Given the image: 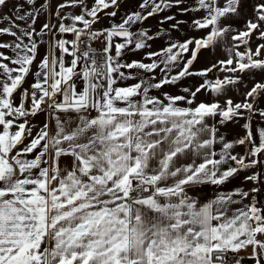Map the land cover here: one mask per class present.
<instances>
[{
  "label": "snow or ice",
  "instance_id": "snow-or-ice-1",
  "mask_svg": "<svg viewBox=\"0 0 264 264\" xmlns=\"http://www.w3.org/2000/svg\"><path fill=\"white\" fill-rule=\"evenodd\" d=\"M8 3L0 0V9ZM120 6L64 0L54 13L58 27L45 22L39 30L46 2L22 0L12 15H0V36L13 37L0 41L11 51H0V264H264V127L253 130L255 116L264 121V83L241 102H196L201 91L220 97L241 82L206 79L218 66L264 71V43L249 46L253 37L264 41V0H141L119 23L94 29ZM76 7L80 14L61 15ZM173 7L202 12L191 26L205 35L170 40L145 53L149 63H122L125 52L150 48L164 32L133 27ZM183 23L175 15L159 21L173 31ZM50 32L37 61L36 38ZM225 38L228 59L194 71L201 50ZM157 69L158 80L136 72ZM189 77L204 79L182 94H152ZM128 80L136 83H122ZM40 114L46 118L33 134ZM241 119L245 135L227 140L220 129ZM242 172L250 188L222 190ZM200 185L215 186L214 198L201 202Z\"/></svg>",
  "mask_w": 264,
  "mask_h": 264
},
{
  "label": "crops",
  "instance_id": "crops-1",
  "mask_svg": "<svg viewBox=\"0 0 264 264\" xmlns=\"http://www.w3.org/2000/svg\"><path fill=\"white\" fill-rule=\"evenodd\" d=\"M52 1L53 0H39V2H41V3H44V2L48 3L49 7H48L47 11L43 12L42 15L40 16V18L38 19L37 24H36L37 30H39L40 26H42V24L45 22H50L51 24H54L58 27L60 21L56 19L54 13L56 11L57 5L59 3H63L64 0H55L54 11L51 10ZM19 2H22V0H9V3L5 7L0 9V15H12L14 6ZM86 2L88 4V7H91L93 4V0H86ZM140 2H141V0H121V6H120V9L118 11V15L116 17H109L106 14H101L99 22L94 25V29L105 28V27H109L111 24L119 23L121 21L122 17H124L126 13L138 10ZM192 3H194V2H192ZM192 3L189 2V0H186V4L188 6H192L191 5ZM80 11H81V9L79 7L68 8V9H64L62 11L61 15H67L69 13L72 15H78V14H80ZM107 11H112V9H108ZM166 15H175L177 20L184 21V23L180 25V28L178 31L170 30L169 24H164V25L159 24L160 19ZM201 15H203L202 12L201 13L181 14V13H179L177 8L173 7L171 9H168V10L156 15V16L150 17L148 20L144 21L142 24L135 25L132 29L133 31H138L140 28H146V29L150 28L151 29L150 34H155L162 27L164 29V32L162 33L161 37H159L153 41H149V44L151 45L150 48H146V49H143L140 51H127V52H125V54L123 55V57L121 59V62L126 63V62H131L132 60H142L145 63H149L150 61L147 59V57L145 55L146 52H148V51H159L161 48L166 47L167 43L170 40H172V41H183L187 38H190L189 32L190 31H197V30L192 28L191 21H192V19L198 18ZM64 22L66 24L70 23V21H68V20H65ZM3 26H6V23L0 22V27H3ZM55 38L56 39H62L63 38V39L71 40V39H73V36L71 34H59V33H57ZM36 39H37L38 44H39V55L37 57V61H38L48 51L49 42L53 39V35L50 32L47 35H44L42 37H37ZM12 40L13 39L11 38V36H8L6 40H3V42L11 43ZM92 47L96 48L97 50H100L103 47V42L102 41L94 42ZM57 54L59 55V53H57ZM65 59L67 61V60H70L71 57H66ZM161 67H163V65H161ZM35 69H36V64L34 63L33 70H35ZM177 70L178 69L174 68L172 70V73L174 74L175 71H177ZM136 72L139 75L144 76L145 79H150L151 75H155L156 79L158 80L163 75V73H161L159 71V69H157L154 74H144V73L140 72L139 70H136ZM203 79L204 78H201V77H189V78H186L185 80L181 81L178 87L169 85V86H166L165 88H163L162 90H153L152 94L153 95H159L161 91L170 92L172 94H182L181 88L199 85L200 83L203 82ZM27 81L28 82L24 84L25 88H28L30 83L33 82V76L30 75L27 78ZM122 83L123 84H134V83H136V81L135 80H128V81H125ZM227 90H226V93L220 97H217L214 93H210V91L209 92L201 91V93H199L197 96L196 102L197 103H199L201 101L213 102L214 100L219 99L220 102L223 103V101L227 98H232L234 100V102H238V99H236L232 96L233 94L231 93V89H229V92ZM17 97H18V94H17ZM18 102H19V99L17 98V103ZM262 108H264V107H262ZM45 118L46 117L44 114H40L31 120V123L34 126L33 127V134H35V131L39 127L42 126ZM244 123H245V121L243 119H241L237 122H234V123H229L226 126L222 127L220 129V132H221V134L225 135L226 139L229 141L238 139L239 137H241V128H243ZM256 126L264 127V121H261L260 117L253 118V128ZM217 150H219V145H217ZM240 150H241V146H237L234 149V153H239ZM246 174L247 173H244V172L240 173V175L237 178L233 179L231 182L222 186V190L228 191V190H231L235 187H243L245 190H247L248 188L251 187V185L243 183V176ZM217 191H218V189L215 186L200 185L199 190L196 193V195L201 202H207L208 200L214 198ZM247 202L248 201H245V203H247Z\"/></svg>",
  "mask_w": 264,
  "mask_h": 264
},
{
  "label": "rangeland",
  "instance_id": "rangeland-1",
  "mask_svg": "<svg viewBox=\"0 0 264 264\" xmlns=\"http://www.w3.org/2000/svg\"><path fill=\"white\" fill-rule=\"evenodd\" d=\"M189 2H194V0H189ZM55 0L52 1V7L51 10L54 11L55 9ZM193 4V3H192ZM191 4V5H192ZM68 9V8H65ZM190 37H195L199 38L203 35H205V32L203 31H190ZM7 35L0 36V41L6 40ZM13 39V37H11ZM260 43H264V41H260L253 37L252 41L250 42V47L255 50L256 46ZM94 44V42H93ZM92 44V45H93ZM231 43L225 38L224 41L220 42L218 46L209 48V49H202L201 52L198 55V60L193 66V70H201L207 67H211L213 64H217L218 61L220 60H226L229 57V51L228 49L231 48ZM245 49L243 47L240 48V51L243 52ZM0 51H5L6 54L11 55L10 50H5V49H0ZM11 66V65H10ZM226 76H239L241 82L234 85V86H229L227 91L229 92V89H231V93L233 94L232 96L236 99H238V102H241L244 99V93L257 82L264 83V71L260 70H250L246 71L245 73H229L226 71L221 70V68L218 66L216 69H213L212 72L208 74L206 79L214 81L216 78L223 79ZM258 106L260 108L264 107V100L260 101L258 103ZM259 117L258 115L255 116L254 118ZM242 123V122H241ZM260 126V125H259ZM259 126H256L253 128L255 129ZM245 135V130L241 128V137ZM245 147L241 146V150L239 154L243 155L245 152ZM252 186V185H251Z\"/></svg>",
  "mask_w": 264,
  "mask_h": 264
}]
</instances>
